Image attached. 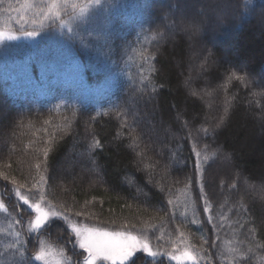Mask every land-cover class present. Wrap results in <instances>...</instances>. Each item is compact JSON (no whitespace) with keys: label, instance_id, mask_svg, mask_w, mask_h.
I'll return each mask as SVG.
<instances>
[{"label":"trees","instance_id":"1","mask_svg":"<svg viewBox=\"0 0 264 264\" xmlns=\"http://www.w3.org/2000/svg\"><path fill=\"white\" fill-rule=\"evenodd\" d=\"M93 1L27 0L57 17L0 47V264H40L41 246L82 263L64 219L28 237L17 189L159 253L264 264V0H99L75 15ZM189 26L231 29L235 46Z\"/></svg>","mask_w":264,"mask_h":264},{"label":"rangeland","instance_id":"2","mask_svg":"<svg viewBox=\"0 0 264 264\" xmlns=\"http://www.w3.org/2000/svg\"><path fill=\"white\" fill-rule=\"evenodd\" d=\"M94 3L95 1L91 3H87L84 6L80 7L79 9L75 10L74 11L75 15L81 16L89 8V6ZM54 5L55 4L52 3L50 4V6L48 7L46 11L44 12L40 11L39 13H36L29 4L27 5V0H22L15 9L5 10L3 13L0 12V34H2V36L4 37L3 40L0 41V47L7 43L33 42V41H36L38 38H40L42 32L45 30V24L47 23V21L57 17V13H56L57 7H55ZM181 8H185V7L181 5ZM189 9L191 10V7H189ZM205 9L206 8L204 7L203 10ZM200 11L201 9L198 10V12ZM259 29L264 32V25L261 24L259 26ZM187 31L188 33H190L189 35L198 37L200 38L199 40L201 41L205 40L208 44L214 45L216 44V41L221 42L220 38H222L229 45L235 46V43H234L235 35L233 34L231 29L230 31L226 33L225 32L219 33V36H218L219 39L217 40L213 39V37H211V35L209 36L208 34H207L208 36H206L205 34L201 35V32H198L200 33V35H198L197 30L194 28V26H189ZM27 32H36V35L29 37L26 35ZM258 35H256V37ZM8 36H15L17 38L7 39ZM185 38L188 39V42H189V37L187 35ZM229 51H230L229 48L227 49L226 47H224L225 58L229 55L230 53ZM189 74L191 76V73ZM261 76L264 79L263 71H262ZM182 84L187 89L191 85V79L190 78L183 79ZM5 198L7 199V197ZM5 205H6V201L4 202V200L2 201L0 199V211L5 209ZM42 206L45 207V209L50 207V206L43 205V204ZM29 210L31 214L30 215L26 214L27 215L26 217L23 216L21 218L22 224H24L23 225L24 230H25V233H27L28 237L36 238V237H39V233L43 231L45 227L37 231L32 230V223L35 220V213L32 209L29 208ZM55 219L62 220V217L53 218L52 221H54ZM66 221L67 222L65 223L70 231V236H71V239L73 240V245L75 246L77 250H80L78 246V242L75 240V234L71 230V225H75L77 227L81 225L76 222L69 221V220H66ZM33 241L35 242L36 240L33 239ZM150 249L154 251L151 247ZM154 252H157V251H154ZM185 253H188V256H185L184 255ZM139 254H142L143 257L147 259L149 258L150 260H152L153 264L157 263L158 259H160L161 257L167 258V260L171 262L172 264H201L202 263V259L198 255L190 253L189 250L179 251L177 253H170V254L161 253V255H158L155 258L148 256L146 253L138 252L136 255H139ZM31 256L33 257V260H35L37 263H40V264H66L64 262L63 256L60 255L57 250L53 249L52 247H48V246H41L38 250H36L35 252H32ZM38 256L42 258L37 259ZM173 256L179 257V259H173L172 258ZM81 257H82L81 264H84L83 256ZM98 264H101V262L98 261ZM103 264H110V262H103Z\"/></svg>","mask_w":264,"mask_h":264},{"label":"snow or ice","instance_id":"3","mask_svg":"<svg viewBox=\"0 0 264 264\" xmlns=\"http://www.w3.org/2000/svg\"><path fill=\"white\" fill-rule=\"evenodd\" d=\"M96 3L99 0H95ZM55 6V5H54ZM27 36H35L36 32H27ZM2 34H0V41L3 40ZM15 36H8L7 39H16ZM238 79H243L238 77ZM219 126V125H217ZM205 131H207L205 129ZM199 156V153H197ZM197 170L199 171V163H197ZM7 179V177H5ZM43 180V177L41 178ZM201 192H203V186L201 185ZM16 196L19 200L23 201L24 205H28L35 213V220L32 223V230L37 231L44 227H47L53 218L62 217V219L67 220V216H62L54 208L42 206V201H44L43 195H41L39 201L29 203L28 198L21 193L18 189L16 190ZM207 203V201H205ZM171 204V201H169ZM205 212L208 208L205 207ZM77 216L83 215L80 212L76 213ZM211 221V217H209ZM71 230L75 234V240L78 242L79 249L81 252L79 255L83 256L84 264H98V261L103 264V262H110V264H136V259L134 257L139 253H146L148 256L155 258L161 255L159 252H154L150 249L149 244L145 239L132 235L130 233L122 231H107L97 227H88L86 225H81L79 227L71 225ZM86 254V255H85ZM188 256V253L184 254ZM42 257L38 256L37 259ZM173 259H179V257H172Z\"/></svg>","mask_w":264,"mask_h":264}]
</instances>
